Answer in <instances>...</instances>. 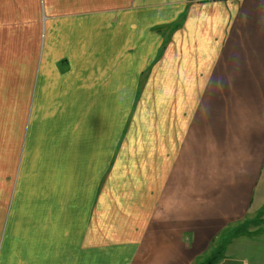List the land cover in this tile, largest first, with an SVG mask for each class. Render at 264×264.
Listing matches in <instances>:
<instances>
[{
    "label": "crops",
    "instance_id": "1",
    "mask_svg": "<svg viewBox=\"0 0 264 264\" xmlns=\"http://www.w3.org/2000/svg\"><path fill=\"white\" fill-rule=\"evenodd\" d=\"M260 214L264 0H0V264H264Z\"/></svg>",
    "mask_w": 264,
    "mask_h": 264
},
{
    "label": "rangeland",
    "instance_id": "2",
    "mask_svg": "<svg viewBox=\"0 0 264 264\" xmlns=\"http://www.w3.org/2000/svg\"><path fill=\"white\" fill-rule=\"evenodd\" d=\"M251 218H253V217H250L249 219L245 220L243 222V224L240 223L242 225L238 224V225L231 226L228 229V231L225 232V234H223V236H222L223 238L216 243L215 248L218 246L219 242L224 241V239L227 238V236L230 237L232 234L237 235L238 233H236V234H234V233L237 232L238 229L240 230V228L248 229L251 232H253V230H255L258 232L257 234L263 233L264 232V216L261 214L259 216H257V218L260 220L259 221L260 224H251V222L249 221V220H251ZM234 230H236V231H234ZM254 234L257 235L256 232ZM255 235H253V236H255Z\"/></svg>",
    "mask_w": 264,
    "mask_h": 264
},
{
    "label": "trees",
    "instance_id": "3",
    "mask_svg": "<svg viewBox=\"0 0 264 264\" xmlns=\"http://www.w3.org/2000/svg\"><path fill=\"white\" fill-rule=\"evenodd\" d=\"M219 259L218 255L212 256L208 260H206L203 264H214Z\"/></svg>",
    "mask_w": 264,
    "mask_h": 264
}]
</instances>
